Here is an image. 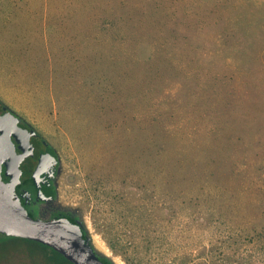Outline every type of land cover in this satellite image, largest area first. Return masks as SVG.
<instances>
[{"label": "rangeland", "instance_id": "obj_1", "mask_svg": "<svg viewBox=\"0 0 264 264\" xmlns=\"http://www.w3.org/2000/svg\"><path fill=\"white\" fill-rule=\"evenodd\" d=\"M0 104L53 148L52 203L112 264L98 229L152 192L264 224V0H0ZM4 241L0 264L46 263Z\"/></svg>", "mask_w": 264, "mask_h": 264}, {"label": "trees", "instance_id": "obj_2", "mask_svg": "<svg viewBox=\"0 0 264 264\" xmlns=\"http://www.w3.org/2000/svg\"><path fill=\"white\" fill-rule=\"evenodd\" d=\"M202 108L204 112L213 110ZM70 182L76 180L72 178ZM133 188L132 191L136 190ZM107 194L111 202L120 203L124 199V194H113L112 189ZM164 197L152 192L149 197L138 198L126 209L117 211L121 228L112 224L109 235L106 229H98L114 255L127 264H264V224L251 228L233 225L209 204L202 211H185L183 207L198 200L176 195ZM7 239L32 243L45 264H74L42 242L24 237Z\"/></svg>", "mask_w": 264, "mask_h": 264}, {"label": "water", "instance_id": "obj_3", "mask_svg": "<svg viewBox=\"0 0 264 264\" xmlns=\"http://www.w3.org/2000/svg\"><path fill=\"white\" fill-rule=\"evenodd\" d=\"M0 115L7 123L6 134L0 138V238L24 237L33 239L51 246L74 264H112L98 252L90 236H88L83 223L70 215L57 214L49 220H39L37 216L29 214L18 197L12 191L14 183L26 176L38 163L37 152L50 153L55 159L54 150L40 138L31 127L21 119L0 106ZM17 131V133H16ZM18 134L22 142L29 143L30 154L34 153L36 160L21 170L14 171L7 164V174L11 176L8 182L2 181L1 167L5 152L9 148L7 142L10 134ZM24 146V145H23ZM25 147V146H24ZM26 152V150H24ZM25 154V153H24ZM23 156V155H21ZM73 218V219H71Z\"/></svg>", "mask_w": 264, "mask_h": 264}, {"label": "flooded vegetation", "instance_id": "obj_4", "mask_svg": "<svg viewBox=\"0 0 264 264\" xmlns=\"http://www.w3.org/2000/svg\"><path fill=\"white\" fill-rule=\"evenodd\" d=\"M0 106L2 105L0 104ZM6 130L7 123L5 122L4 127L0 125V138L6 134ZM17 136L19 135L12 132L7 142L9 148L5 152L6 156L1 167L2 181L5 183L11 179V176L7 174L8 162L10 163L11 169L17 171L36 160L34 156L35 151L32 154L29 152V143L27 142L24 144L21 140L22 138H16ZM24 150H26L27 154ZM43 151L41 154V150H39L36 154V156L38 155V163L36 161V167L26 176L14 183L12 191H14V194L18 197V200L23 207L27 209L29 214L37 216L40 212H44L52 218L57 216V214H60L57 212L59 208L51 201L55 197V183L53 182L52 174L54 170V161L51 158L50 153H44ZM66 214L70 215L69 212L64 213L63 215ZM4 240L5 239L0 238V242H3Z\"/></svg>", "mask_w": 264, "mask_h": 264}]
</instances>
